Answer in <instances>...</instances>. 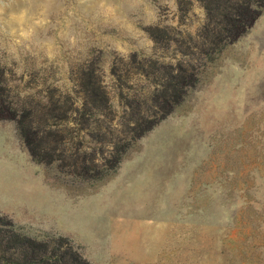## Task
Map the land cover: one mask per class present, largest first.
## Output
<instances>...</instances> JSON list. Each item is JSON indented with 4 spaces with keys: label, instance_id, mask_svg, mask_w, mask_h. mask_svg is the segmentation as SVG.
<instances>
[{
    "label": "rangeland",
    "instance_id": "374dc122",
    "mask_svg": "<svg viewBox=\"0 0 264 264\" xmlns=\"http://www.w3.org/2000/svg\"><path fill=\"white\" fill-rule=\"evenodd\" d=\"M205 24L199 0H0L2 233L51 260L264 264V7L230 43ZM178 61L196 84L133 138Z\"/></svg>",
    "mask_w": 264,
    "mask_h": 264
},
{
    "label": "trees",
    "instance_id": "16d2710c",
    "mask_svg": "<svg viewBox=\"0 0 264 264\" xmlns=\"http://www.w3.org/2000/svg\"><path fill=\"white\" fill-rule=\"evenodd\" d=\"M206 14L204 29L206 37L213 45L218 42L230 43L239 38L256 20L264 7V0H199ZM211 25V26H210ZM163 79L153 85L151 91L144 98L143 109L135 113L130 123L133 138L150 129L159 120L170 113L184 98L187 90L193 87L197 74L189 65L181 62L176 64H163ZM99 88V87H98ZM91 84L85 88V100L91 107L98 108L96 102L106 104L109 100L105 92ZM132 107V106H131ZM6 105L0 97V113ZM12 117L14 116L11 113ZM18 128L23 137H27L28 127L18 120ZM35 156V152L31 151ZM116 162L120 160L121 153H113ZM0 246L2 251L12 249L9 255H0V264H85L79 256L66 257L61 255L56 260L46 255L48 245L46 242L17 232L2 233L0 229ZM51 260V261H50ZM80 260V261H79ZM82 262V263H81Z\"/></svg>",
    "mask_w": 264,
    "mask_h": 264
}]
</instances>
